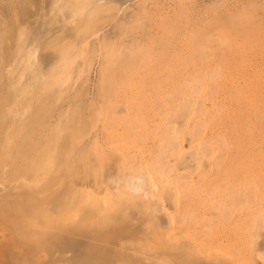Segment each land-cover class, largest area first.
<instances>
[{
    "label": "bare ground",
    "instance_id": "obj_1",
    "mask_svg": "<svg viewBox=\"0 0 264 264\" xmlns=\"http://www.w3.org/2000/svg\"><path fill=\"white\" fill-rule=\"evenodd\" d=\"M123 1H125V0H0V264H43V263H46L49 258H51V264H57V256H56L57 246L61 247L62 236L63 235L83 236L84 234L86 236H89L90 240L85 245V253H84V255H82L81 261L79 264H102V263L104 264L105 259H104L103 255H106L105 254L107 252L106 247H108L106 239H105L106 237L104 236V235H107V234H105L106 230L110 227L121 225L125 220H127V213H129V212L131 213V210L132 211L133 210H140L147 217V218L146 217L145 218L148 219V220H146V222L148 221V223L153 219V217L155 218L157 216V214H159V212L162 211L165 214H167L166 215V216H168L167 219L168 220L170 219L171 224L173 226V224H175V222H174L175 220L173 219V217L176 215H173V217H172V214H170V212L168 211V209L165 205V202L168 200H171L172 202H174V204H173L174 209L178 210L180 213H186L187 214V213L192 212L193 215L196 214V219H197L196 221L193 220V222H192V220H190L189 224H186V223H184L185 221L184 222L182 221L181 224L179 223L178 227L177 226L173 227V228L171 227L172 230L176 234H179V233H182V235L191 234L193 236H191V235H189V236L194 237V238L197 237L196 240H193L194 238L191 239L194 242L192 244L194 248H197V247L201 248L202 247V246L200 247L199 244L202 245L203 243L197 242V241H200V240H198V234H199L198 232H202L199 229L200 228L199 224L200 225L203 224V221L207 219V217H208L207 215H209L208 214L209 211L213 212L211 214L213 216H211V218L209 216V218L212 220H213V218H216L217 215L222 216L223 213L226 211L225 210L224 212H222V209H221L222 214L220 213L221 215H219V211H220L219 207H221V206L219 205L220 203L217 202V199L222 201L221 202V203H223L222 205H224V203H227V202L234 205V203H231L232 201L237 202L238 201L237 199L243 200L242 206L239 205L240 201H238V203H237L239 205V207L242 210L244 208L243 211L246 212L245 213L246 215L243 214L245 216V217L243 216V218H246L248 221L250 220L251 226H252V222H254L255 220L256 221L258 220V223H259V220L260 221L263 220V222H264V205L260 204V201H257L258 199L253 200V199H256L258 196L261 198L262 195L260 193L264 194V192L261 191L262 187L260 189V186H262L264 184V165H263L264 159L261 157V161L263 160V162H262L263 164L260 163L261 166L263 165L262 166L263 168L261 169L262 172H261V170L260 171L258 170V172H260V173L257 172L259 175L255 174V172H252L253 171L252 168H254L255 166L252 167V165H256L257 162L254 161L256 159L255 156L252 157L253 154H250L254 150L251 149L250 145H248L247 147L240 145L239 148H237L238 144L233 143L234 140L231 141L230 137L227 136V135L231 134L232 131L230 132V130L232 129L233 126L235 127V124L232 125V127H229V129L231 128L230 130H228V126H227L228 131L226 130V127H225V129H224V131L226 130L225 133H227V132L230 133V134L227 133L225 135L224 134L222 135V133H221L223 131V129H221L222 131L218 130L219 128H217V127H219V125H214L215 123L211 124V123H213V121L211 122V120L215 119L214 115L215 116L220 115V113H229L228 115H230V117H232L230 119H232V121H234L235 123L239 122V120L242 121L243 118L246 119V121H249V123L245 122L246 125H248V124L250 125L249 129L252 126V123H254V121L251 122L250 120H247L248 117L245 118L244 115H240V112H241V114H243L242 109H240L241 111L239 113L236 112L237 110L234 111V110H230V109L227 112V108H228L227 96H223L221 94L219 96L214 95V97L216 96L215 100L213 98H212V100L207 98V95H209V94H207V92H208V90L210 91V89H211L210 88V82L208 80L213 79L214 82H216V83L220 82L219 84L222 85V82H221L222 80L220 79V75H219L221 73H219L218 74L219 76H217V77H219V79L221 81L218 80V78L216 77L215 74H214L215 77L214 76L210 77L212 75V73H208V70H210L209 69L210 65H205L202 67H200L199 65H196V66L192 67V68H194V70L191 68L192 71L191 70L190 71L192 73L187 72V73H176L175 74V72H174L175 75H172V77H170V78L168 77L170 79V81H168L169 84L171 83V85H172L173 83H175L172 85L173 86L172 90L174 88H176V87H174V85H176V82H179L180 80H182L181 82L184 81L183 84L181 82H179L182 84V85H179V88L182 89L180 91H183L180 93H184V94L183 95L180 94V95H182V98H181L182 106L180 108L181 111H179L180 114L178 115L179 117H181V119L183 121V122H181L184 124L183 130H181V126H179V124L173 123V121L167 120V116H168L167 114L168 113L167 114L166 113L159 114V117H157L158 119L153 121V122H150V120H148V122H149V124H148L145 122L146 120L144 121V118H143L144 115L142 117L143 113L139 109L138 106L132 105L131 106L132 108H131L129 105H127L130 108V109H128L129 112L131 109L133 112V106H134V108L136 107V111L135 110L134 111L137 112V117H136V120H134V122H133V124H134L136 121V125L134 124L136 126V128L135 129L132 128L136 132H134L132 129H130L131 124L129 125L130 127L127 125L129 128L126 126L129 119L127 121L123 117H125L127 115L125 114L123 116L121 114L122 116L121 115H120L121 117L118 116L119 119H116V120H119V122H120V120H121L120 118H122L123 121L122 120L121 121L123 123L125 121H127V122H125L126 124H123V126L125 125V128L126 129L128 128L129 130H126L125 128H122V129L120 128V130L124 129L126 138H125L124 142H123L124 139L122 140V143L119 140H118V142L121 143L122 148H124L125 147L124 145H126V144H128V145L131 144L132 145L131 147L133 149H136V150H134V152L131 153L132 155L130 154L131 151L127 150L122 155V157L119 155L120 156V158L118 159L119 161L112 162L111 164H109L108 167L105 166L107 168L106 169L107 173L111 174V172H113V173H114V171L116 172L115 174L110 176V178H109V176L108 177L105 176V178H104L103 177L104 175L103 176L98 175L99 173H97V170L99 168L98 169L95 168L96 170H94V168H93L94 166L91 167L92 161H90L88 159V155H89L88 153H90L92 149H96V151H98L97 150L98 147L101 150V153L104 152V154H105V150L103 151V149L106 146L105 145L106 144L105 143L106 142V135H107L106 132L109 131L108 133L110 135L112 134V132H110L111 130L107 129L108 125L106 127H104L105 125H103L101 128V130L104 131V137L100 136V139H99V137L97 135L95 140L94 141L92 140L94 142V144L91 141L92 142L91 145H89L88 142H84L83 135H85V134L82 131L79 132L80 137L78 139H77L78 136L76 138H74V136L76 135V132H75L74 128H71L72 126H70L68 128V130H70V131L67 133L63 132V131H58L57 121L62 116H64L63 117L64 120L66 117L64 115L65 112H64V114L62 111L57 113L58 110L60 109V108L59 109L57 108V103L61 101L62 94H63V92H61V91L57 93V90L60 89L59 87L62 85L63 81L64 82L68 81V83H70L69 82L70 79L72 77H74V74H73L74 71H75L74 73L77 74L76 76H81V75H83L85 70L87 71V69L91 66V62H92L88 57L89 54H91L92 52L99 53L97 51L104 52V53H102V56H100L101 60H102V58H104V60H103L104 63H102V64H104L103 65L104 68H102V71H101V68H99L101 71L100 73H102L101 74V80H100L101 82L103 81V79L105 80V78H103V77H105L104 76L105 73H109V74L112 73V76H113V73H127L128 74L129 71H132L129 68L133 67V64L139 58L137 55H141L140 53L139 54L133 53L132 55L128 56L127 59H123L124 61L120 62L118 65H114L112 67L107 66L108 68L105 66V65H107V63H105V60H106L105 46H106V44H109V42L113 43V41H118L119 46L117 45L118 46L117 50H119V52H120L121 46L122 45H123V47L126 46L127 42H131L132 44H135L137 42L142 41L143 39L146 40L144 37V35H146V33L145 34L142 33V34H144L143 39L139 40V38L140 37L142 38V36L135 34L129 38L126 34H128L130 31L128 33H126L125 30H123V31L120 30V33H118V34L116 32H112L113 34L111 36H109L107 34L108 37H107V35H104L103 38H101L102 36L99 37L100 34L98 35L97 33H95L98 35L99 45L97 46V48L91 47L92 49L90 52H89V50H87L88 46L91 45L90 43L92 42V41L90 42V38L93 37L92 36L93 33L91 32L92 25L97 20H100V18L102 19L103 16L105 17V15H108V13H111V12L114 13L115 12V17H114L115 21L114 20L113 21L116 24V27H115L116 30H118L117 28L119 26L121 28H123L124 25L127 26L129 24V23L127 24L125 20L121 21V20H118V18H117L119 16V19H120V15L123 12V11L121 12V10L123 9L122 8ZM139 1H137V2H139ZM127 2H125V3H127ZM144 3H143V5H144ZM130 4L132 6V2ZM150 4H149V7H150ZM253 5H251V6H253ZM46 8L50 9L49 15L53 18V19H50L51 17L50 18L46 17L47 19L51 20L49 22H47L48 20L46 21V18L44 16V12H43V10H45ZM128 8H130V7H128ZM217 8H219V7H217ZM247 8H249V7H247ZM120 12H121V14H119ZM236 12H237V10H236ZM183 13H184V11H183ZM57 14H61L62 17L65 18V19H63V23L65 26H70V28H69V30L65 31L67 33L56 36L53 39L51 38L50 41H48L46 43L43 41V37L40 35V32H39V29H40L39 26H41V25H39V26L37 25L34 27V23L38 24L39 22L40 23L42 22V24L44 26L49 25L53 20L56 19ZM126 14H128V13H126ZM186 14H187V12H186ZM47 15H48V13H47ZM139 15H141V14L139 13ZM137 16H138V14H137ZM227 16H228V14H227ZM211 17H214V16H211ZM124 18L126 19L125 16H124ZM124 18H122V19H124ZM214 18L217 19V17H214ZM31 19H34V21H32ZM221 19H223V18L221 17ZM116 20H118L117 23H116ZM128 20H132V22L137 21L136 14L132 13V16L129 17ZM223 21L220 20V23L222 22V24H223ZM129 22L131 23V21H129ZM200 22H202V21H200ZM230 22H232V21H230ZM230 22H229V24H230ZM197 23H199V22H197ZM233 23H235V22H233ZM236 23H237V20H236ZM179 24H180V22H179ZM213 24H214V22H213ZM215 24H216V22H215ZM217 24H219V23H217ZM229 24H228V26H229ZM200 25H202V24H200ZM224 26L226 27V25H224ZM36 27H39V28L37 29ZM176 27H178V25ZM191 27H193V26H191ZM222 27H223V25H222ZM34 28H36V29H34ZM183 28H184V25H183ZM123 29H125V28H123ZM198 29H197V31H198ZM255 29H256V27H255ZM104 30H101V31H104ZM187 30H189V29H187ZM260 30H262V29H260ZM106 31H107V29H106ZM252 31H253V29H252ZM104 32H102V33L104 34ZM150 32L147 31V33L150 34L149 37L152 36V34ZM215 32H217V30ZM220 32H222V30ZM233 32L234 31H232V33ZM248 32H250V31H248ZM227 33H228V31H227ZM155 34H156L155 37H159V35L157 36V33H155ZM202 34L200 33L201 36H202ZM204 34H206V33H204ZM223 34H224V32H222L220 35L222 36ZM48 35H49V33H48ZM258 35H260V34H258ZM163 36H164V32L162 34V38H163ZM149 37L147 36V38H149ZM79 38H80V40H79L80 43L77 40ZM151 38H153V40H154L155 39L154 35ZM168 38H170V37H168ZM213 38H215V37H213ZM148 40L151 41L150 38L147 39V41ZM231 40L232 39H230V42H232ZM235 40H237V38ZM123 41H126V43L121 44V42L123 43ZM225 41H226V39H225ZM227 41H228V39H227ZM256 41H259V40H256ZM261 41H263V40H261ZM236 42H238V41H236ZM253 42H251V43H253ZM197 45L199 46V43ZM206 45H208V44H206ZM241 45H243V44H241ZM218 47H219V45H218ZM241 47H243V46H241ZM237 48H239V47L237 46ZM247 49H248V47H247ZM250 49H251V47H250ZM179 50H181V49L179 48ZM206 51H208V50L206 49ZM255 51L256 50H254V52ZM43 52L48 53L46 55L48 58L46 60V65H48V68L45 67V63L43 61V57H42ZM176 52H178V51H176ZM196 53H198V52H196ZM240 53H242V52H240ZM253 54L255 55L256 53H253ZM171 55L172 54H170V56ZM179 55H180V53H179ZM193 55H194V52H193ZM195 55L198 56V54H195ZM236 55H238V54L236 53ZM234 56H235V54H234ZM177 57H180V56H177ZM218 57H220V56H218ZM223 57H224V55H223ZM247 57H246V59H248ZM79 59L84 60V62L79 63V61H78ZM198 59H199V57H198ZM207 59H210V56H209V58L207 57ZM225 59H227V58H225ZM229 59L230 58H228V60ZM254 59H256V58H254ZM254 59H252V60H254ZM190 60H191V58H190ZM186 61H187V59H186ZM192 61L195 62V60H192ZM208 61H210V60H208ZM208 61L206 63H209ZM180 63H182V62H180ZM102 64H101V66H102ZM177 65H179V64H177ZM213 65H214V63H213ZM229 66H230V64H229ZM180 67H183V66H180ZM217 67H220V65ZM198 68H199V71L202 70V72L205 71L206 73L205 72L204 73H198ZM211 68L214 69V66H212ZM221 68L222 67L217 68V69H219V71H221L222 70ZM225 68H228V67L225 66ZM83 70H84V72H83ZM88 71H89V69H88ZM88 71L86 72L87 74H88ZM168 71L172 72V69L170 71V68H169ZM261 71H263V70H261ZM169 74L170 73H168L167 75H169ZM172 74H173V72H172ZM223 74H224V72H223ZM259 74H260V72H259ZM110 75H109V78H110ZM243 75H245V74H243ZM107 76L108 75L106 74V77ZM209 77H210V79H208ZM227 77H229V76H227ZM250 77H252V76H250ZM255 77H258V76L256 75ZM255 77L252 78V80L255 79ZM113 78L114 77H112V79H107L108 80L107 82H109L110 80L111 81L113 80L112 82H114V80H116V78H114V79ZM131 78H133L135 80L136 77L134 75ZM175 79H176V82L175 81L173 82V80H175ZM234 79H235V77H234ZM244 79H246V80H244ZM244 79H243L244 86H242L243 85L242 84L241 88L239 90L240 94L236 93V91L238 92V90H235V88H234V90H232L233 93L231 91L228 92L229 90L226 91L227 93H230V94L232 93L230 95V97H232V100L235 101V102H232V101H229V102L237 104V107H236L237 109H239L238 107H240V106L241 107L246 106L245 108H248V109L250 108V110L253 111L252 114H255V117L257 116V118H259L262 114V113L260 114L259 112L263 111V113H264V105L262 107V110L259 111V109H261V107L260 108L257 107L255 105V103L257 104V102L258 101L260 102V100H261L260 98H258L260 96L259 95V88L263 86L264 82L260 81V80L258 81V79H255V81H258V84H255L256 82L253 84L252 83L253 81L251 82L250 78L246 77ZM249 79H250V81H249ZM72 80H73V78L71 79V81ZM224 81H226V80H224ZM229 82H232L233 87H234V85H237V88L239 87L238 84H236L237 82L235 80L231 81V79H230ZM259 82H263V84H261L262 86L259 85L260 84ZM142 83H143V80H142ZM213 83H212V85H214V84L216 85V83H214V84ZM226 83L227 82H225L224 84H226ZM138 84H140V83H138ZM185 84H187V85H185ZM221 85H219V86H221ZM137 86H139V85H137ZM217 86H218V84H217ZM101 88H102V86H101ZM135 88H136L135 90L138 91L137 87H135ZM215 88H217V87H215ZM262 89H261V91H262ZM172 90L170 88V90H169L170 92L168 93V96L170 98L167 96L168 97L166 99L167 103L165 102V104L162 105L163 110H164V107H166L165 108V110H166L167 107L170 106L169 103H171L173 101L172 98L174 97L173 94L176 91V89L173 91ZM141 91H138V92H141ZM211 91H212V89H211ZM211 91H210V93H211ZM215 91L216 90L214 89L213 92L216 94ZM234 91H235V94H234ZM217 92H219L218 89H217ZM220 93H222V92H220ZM262 93H264V92H262ZM262 93H260V94L262 95ZM199 94H200V96H199ZM201 94H203V96ZM236 94H239V96H237ZM256 94H258L259 96ZM227 95H229V94H227ZM211 96H212V93H211ZM255 96L256 97L258 96L257 99ZM208 97H210V96H208ZM256 100H257V102H256ZM263 103L264 102H262V104ZM126 104L124 107H126ZM174 104L176 105L177 103H174ZM210 104H211V107H210ZM258 106H260V105H258ZM124 107H123V109H124ZM173 108H175V107H173ZM103 109L101 108V111H104ZM106 109L109 110V108H106ZM144 109H142V110L144 111ZM156 109H158V108H156ZM168 109H169V107H168ZM121 110H122V108H121ZM138 110L141 111V115H140V111H138ZM163 110H161V111H163ZM125 111H126V109H125ZM153 111H154V113H156L155 110H153ZM157 111H159V110H157ZM167 111H169V110H167ZM247 111H249V110H247ZM108 112H110V111H108ZM127 112L128 111H126V113ZM129 112L127 114H129ZM117 113H119V112H117ZM158 113H157V115H158ZM174 113H176V112H174ZM112 114L113 113L111 112L110 115H112ZM147 114H148V112H147ZM147 114H146V116H147ZM258 114H260V116H258ZM135 115H136V113L133 115V117ZM151 115H152V113H151ZM223 115H225V114H223ZM223 115H222V117L219 116L220 120H222L221 118H223ZM129 116H131V115H129ZM156 116L153 115V117H155V118H156ZM175 116H177V115L175 114ZM148 117H150V116H148ZM252 117H254V116H252ZM115 118H117V116H115V117L113 116V119H115ZM127 118H128V116H127ZM257 118L255 120H258ZM81 119H82V117H81ZM217 119H218V117L216 118V120ZM224 119H225V117H224ZM224 119L222 121H224ZM64 120H62V121H64ZM220 120H219V124L222 122V121L220 122ZM226 120H228V119H226ZM252 120H254V119H252ZM108 121H110V120H108ZM130 121H133V120H130ZM256 122H255V125H256ZM222 123H221V126H224V124H226L224 122V124L222 125ZM228 123H229V121H228ZM62 124H64V123H62ZM108 124H110V123H108ZM113 124H115V123H113ZM147 124H148V127L150 126L149 128L151 130H148V131H150L149 134L152 136V139L148 138V136L147 137L144 136L145 134H142V129L145 128V126ZM240 124H242V123H240ZM243 125L244 124H242L241 126H243ZM62 126H61V128H62ZM110 126H111V124L109 125V127ZM120 126L123 127L122 125H120ZM229 126H231V125H229ZM59 127H60V125H59ZM234 127H233V130H234ZM239 127H240V125H239ZM242 128L245 129L246 127H242ZM252 128H253V126H252ZM244 129H241V130H244ZM246 129H248V128H246ZM186 130L188 133L187 132H185V133L190 135L189 136L190 137L189 147H190V152H191L190 154H192V156L190 155L191 159L187 160V162L184 161V160H186L185 158H184V160H181L184 164H181L180 166L184 165L186 168L185 164H187L188 162H195L196 163V170L198 171L197 173L199 174L198 180H196V181H194L193 178L191 177V175H192L191 173L190 174L188 172H187L188 174L186 173L185 168H182L184 166L181 167L184 170H181L179 168L180 166H179V164H177V160L174 161V162H176V164L175 163L173 164L171 161V159H175V157L177 155L181 154V152H183L182 150H184V152H185V149H183V147H184L183 146V140H184V136H185L184 131H186ZM251 130H249V132ZM254 130H256V133L260 132V130H258V127ZM114 131H115V129H114ZM128 131H131V133H129ZM132 131L134 134H132ZM182 131H183V133H182ZM236 131H238V130L236 129ZM120 132L122 133L123 131H120ZM245 132H247V131H245ZM249 132L247 133L248 135H249ZM105 133H106V135H105ZM233 133H234V131H233ZM236 133H237V135H240L239 134L240 131L235 132L234 134H236ZM87 134H89V133H87ZM251 134L253 135V133H251ZM123 135H124V133L121 136L119 132H117V133L113 132V134L111 135L112 136L111 138L112 139L117 138L118 136L123 137ZM257 135L258 136H255V137H259V134H257ZM87 136L88 135H86L85 137H87ZM233 137H235V136H233ZM244 137L246 138V135ZM260 137L263 138V135L261 134ZM137 138L140 140L139 143H138ZM252 138H254V137H252ZM236 139L237 138L235 137V140ZM238 139H239V141H238ZM238 139H237L238 143L243 144V142H240V137ZM254 139H256V138H254ZM248 140L246 139L247 143L249 142ZM241 141H243V140H241ZM259 141H260V139H259ZM261 141H263V139ZM255 142H257V141H255ZM108 143L109 142H107V144ZM251 145H252V143H251ZM94 146H96V148H94ZM241 146H243L244 148ZM253 146L254 145H252V147ZM121 147H120V149H121ZM233 148H236V150L237 149L240 150L242 148V150H241L242 153L240 151V154L242 156H244V158H245L244 160L243 159L242 160H243V163H245L243 165V167H244V170L246 171L245 172L246 176L244 178L241 177V179H239V178L237 179L238 175L241 173L242 170L238 171L239 174H236L237 177H236V175H235V177H236L237 181H239V182L233 183V184H232V180H231L232 176L229 177L230 183L229 182L228 183L231 184L230 187L228 186L229 184L227 186L225 184L224 186L222 185V187L218 188L219 186L217 184L219 181H217L216 182L217 184H215V179H212L213 181L211 182V184L209 182H207L206 181L207 178L205 177L206 173L202 169L205 174H203V173H202L203 175L201 174L200 165H202L203 162L208 161L210 163L209 166H211L213 168L216 165L215 162L219 166L220 163H223L224 161L227 160L226 159L227 156H224V155L228 151H230V153H231L232 152L231 150ZM256 148H257V146L255 147V151H257V153H258V150H260V148L258 147V150H256ZM126 149H129V148H126ZM126 149H123V150L125 151ZM109 153H113V152H109ZM230 153H229V155H230ZM257 153H255V155ZM98 154H100V153L98 152ZM240 154H237V156H239V160H241ZM100 155H102V154H100ZM226 155H228V154H226ZM231 155H233V154H231ZM113 156L114 155H112V157ZM100 157L102 158L103 156H100ZM104 157H105V155H104ZM259 157L260 156H257V158H259ZM115 158H118V157H115ZM223 158L225 159L224 161H223ZM232 158H233V156H232ZM176 159H177V157H176ZM178 159H180L179 156H178ZM97 160H98V158H97ZM228 160H227V162H228ZM232 161H234V160H232ZM236 161H238V160H236ZM227 162H225V163H227ZM238 162H236V165L238 164ZM78 163H81V166H82V167H80L81 173L77 172V170H76ZM211 164H215V165L212 166ZM258 164H259V162H258ZM103 165H104V163H103ZM220 165L223 167L222 164H220ZM227 165H230V164H227ZM239 165H240V163H239ZM239 165H237V166H239ZM131 166H136L133 169L136 173H132V171H128L127 167L132 168ZM218 166H215L217 168V170L220 169V167H221V166H219V167ZM234 167L232 166L231 168L233 169ZM239 167H241V165ZM243 167H241V168L243 169ZM135 168H137V170ZM216 168H214V169H216ZM235 168H237V167H235ZM241 168H239V170ZM221 169H222V172L221 171L220 172L223 173L224 169L223 168H221ZM228 169H230V168H228ZM230 170H228V171H230ZM237 170H236V172H237ZM244 170L242 171V174L244 173ZM231 171H233V170H231ZM214 172H213V174H214ZM224 172L226 173V171H224ZM103 173L104 172L102 171V174ZM197 173H195V174H197ZM116 174H118L117 176L119 178L114 177V175H116ZM208 174H210V172H208ZM224 174H222V177H224L225 179L224 178L221 179V176L219 177V179H221V181L224 180L226 183L227 182L226 180L228 178H226L227 175H224ZM218 175H221V174H218ZM215 176H213V177H215ZM240 176H241V174H240ZM113 177H114V179H113ZM204 177L206 178V180L204 179ZM217 177H215V178L218 179ZM235 177H233V178H235ZM209 179L211 180L210 177H209ZM233 180H235V179H233ZM215 185H217L218 187L217 186L215 187ZM219 185H221V184H219ZM225 186H226V188L223 189V187H225ZM92 187L95 189V191L91 190ZM216 188H218L219 190L221 189V191L222 192L224 191L225 193H222V194L216 193V195L218 194V196H214L215 191H217ZM227 188L231 190V192L229 191L231 193L230 196L232 195V192L236 196L232 195V198H230L229 192H226ZM259 191H260V193H259ZM263 191H264V185H263ZM256 192H258V194H260V195H257ZM226 193H228V194H226ZM256 195H257V197H256ZM179 196H184L187 199V200H184L186 203H184V202L182 203L181 201H182L183 197L180 198ZM231 199H233V200H231ZM263 199H264V197H263ZM263 199H262V203L264 202ZM252 200L254 202H252ZM230 204L228 206H232ZM237 204H235V205H237ZM175 206H176V208H175ZM224 206L226 207V205H224ZM225 207H224V209H225ZM237 207L235 206L236 211H234V213H236V214H238V212H239L238 211L239 207H238V209H237ZM235 208H234V210H235ZM241 209H240V211H241ZM232 210L233 209L229 210V213H230V211L233 213ZM141 212L139 214H142ZM173 212H174V214L176 213V214L180 215V213H177L175 210ZM241 213L242 212H240V214H239V219L234 215L237 218V220L239 221L238 222L235 219L236 223L237 222L240 223V220L242 219V217L240 216ZM181 217H183V216L181 215ZM222 217H225V216L223 215ZM235 217H230V218H235ZM174 218H176V217H174ZM178 218H179V216H178ZM227 218H226V220L228 221L229 218L228 219ZM182 219H184V218H182ZM189 219H191V218H189ZM215 220H213L212 223L213 222H215V224L219 223ZM245 220L243 221V223H245ZM144 221H145V219H144ZM229 221H232V220H229ZM172 222H174V223H172ZM186 222H188V221H186ZM140 223L143 224L142 222H140ZM204 223H205V221H204ZM232 223L234 224V222H232ZM248 223L249 222H247V225H249ZM209 224H210V222H209ZM189 225L192 229H190V227H188ZM207 226H209V225H206V228H205L206 230L208 229ZM212 226H213V224L211 225V227ZM229 226H227V227H229ZM242 226H244V225H240V227H242ZM128 227H130V226H128ZM236 227H237V225H235V228ZM120 228L122 229V227H120ZM239 228H237V230ZM216 229L214 230V228L213 229L211 228L209 235H207L208 236L207 238H209V243H208L209 245L212 242L218 241L217 233L220 230L216 232ZM241 230L245 231L244 229H241ZM255 230H257V229H255ZM176 231H178L179 233H177ZM207 231H209V229ZM235 231H236V229H235ZM235 231L233 232V230H232V234L234 235V237L236 235ZM249 231L250 232L247 233V235H248V237L251 238V236H252L251 232L253 230L250 229ZM204 232L205 231H203V235H205V233H206V232L205 233ZM222 232H223V230H222ZM247 232H248V230H247ZM171 233H169V234H171ZM175 233H172V234L175 235ZM206 234H208V232ZM244 234L245 233L242 232L240 235V232H239V234L237 235V238H238L237 240H239V237L243 236ZM195 235H196V237H195ZM247 235L245 234L244 236H247ZM109 236L112 237V235H109ZM169 237H170V235H169ZM230 237L232 238L233 236L231 235ZM248 237H246V238L248 239ZM121 238H122V235L118 234L117 239L116 240L113 239V240L117 241L116 243L119 245V247L123 248L125 243H123ZM246 238H244V239H246ZM172 239H174V238H172ZM177 239L175 238L174 240L170 241L169 243H162L161 248H157L156 250H154L153 251L154 254L151 253L150 255L145 256L144 261L147 264H190L189 263L190 260H194V261H196V263H198L197 258H193V256H194L192 253L193 251L190 249V247L188 245H183V244L178 243ZM234 240H236V237L234 238ZM107 241H108V239H107ZM110 241H112V240H110ZM189 241H190V239H189ZM244 241L242 239L241 244H242V242L244 243ZM186 242H187V240H186ZM204 242L206 245L205 244H203V245H205L207 247V249L209 247L211 248V245L210 246L208 245L209 247L207 246L208 239L206 241L204 240ZM247 243L248 242H246V244ZM214 244H216V243H214ZM217 244H218V242H217ZM233 244H235V243H233ZM249 244H251V243H249ZM212 246L215 249H217L216 247H218V246H214L213 244H212ZM249 246H251V245H249ZM249 246H248V248H249ZM214 248H211L212 251L214 250ZM221 248H222V246H221ZM248 248H245V249L247 250ZM251 248H252V246H251ZM202 249L204 251V246ZM237 249H236V251H237ZM243 249L244 248H242V250ZM249 250H250V248H249ZM113 251L112 252L110 251V252L113 253ZM117 251H115V253ZM215 251L216 250H214V252ZM132 252H135V251H132ZM126 253H128V252H126ZM155 253H158V254H155ZM203 253H202V255H205ZM209 254L211 255V253H209ZM116 255H117V253H116ZM214 255L217 256V253ZM232 257H234V256H232ZM105 258H106V264L110 263V259L107 257H105ZM122 258H123L122 256L119 257V259H117L116 262L118 264H123L124 261ZM205 258H208V256ZM209 258L211 259V257H209ZM214 258H213V261L215 263L221 264V262H219L218 258H215V259ZM263 258H264V256H263ZM130 259L131 258H129V260ZM246 259H247V257H245L243 260L245 261ZM230 261L231 260H229V262ZM233 261L235 262L236 260H233ZM247 261H248V259H247ZM113 262L115 263V261H113ZM130 262H131V260H130ZM132 262H133L132 264H135L136 261L135 262L132 261ZM241 262H242V259H241ZM138 263H139V261H138ZM140 263H143V262H140ZM215 263H213V264H215ZM124 264H126V263H124Z\"/></svg>",
    "mask_w": 264,
    "mask_h": 264
},
{
    "label": "rangeland",
    "instance_id": "obj_2",
    "mask_svg": "<svg viewBox=\"0 0 264 264\" xmlns=\"http://www.w3.org/2000/svg\"><path fill=\"white\" fill-rule=\"evenodd\" d=\"M128 1V2H127ZM137 1H139V0H125V1H123V4H122V10H121V12H122V14H121V12L119 13V14H121L120 15V19H119V16L117 17L118 18V20H125L126 21V23L128 24L127 26L126 25H124L123 26V28H125V29H123V28H121L120 26L117 28L118 30H116V24H115V20H114V17H115V12L113 13V12H111V13H108V15H105V17L103 16L102 17V19L100 18V20H97L93 25H92V28H91V32L93 33L92 34V36L93 37H91L90 38V44L91 45H89L88 46V49L87 50H89V52L91 51V49L92 48H94V47H96L97 48V46L99 45V38H98V35L100 34V36L99 37H101V38H103V36L104 35H109V36H111L113 33L112 32H116L117 34L118 33H120V30H125V32L126 33H128L129 31V33L128 34H126L129 38L131 37V36H133V35H135V34H137V35H139V36H142V38L140 39L139 38V40H142L143 39V35L146 33V35L148 34L147 33V31H151L150 33L152 34V36L151 37H153V35H154V40H153V38H151V37H149L150 36V34H148L147 36L150 38V40L151 41H147V39H149V38H147V36L146 35H144V37H145V39L146 40H142V41H140V42H137V43H135V44H132L131 42H127V47L126 46H124L123 47V45L121 46V51L119 52V50H117L118 49V46H119V42L118 41H113V43L115 44H113V43H111V42H109V44H106V46H105V49H106V60H105V63H107V65H105L106 67L108 66V67H112V66H114V65H118L120 62H123L124 60L123 59H127L128 58V56H130V55H132L133 53H137V54H141V55H137L139 58L137 59V61L133 64V67H131V68H129V69H131L132 71H129V73L127 74V73H113V76H112V73H105L104 74V76L105 77H103V78H105V80L103 79V81L101 82L100 80H101V74L102 73H100L101 71H102V68H104V64H102V63H104V58H102V60L100 59L101 57L100 56H102V53H104V52H101V51H97V52H99V53H96V52H92L91 54H89V59L92 61L91 62V66L88 68L89 69V71H88V69H87V71H88V74L86 73L87 71L85 70V72H84V70H83V75H81V76H76L77 74L76 73H74L73 72V74H74V77H72L73 78V80L71 81V79H70V83H68V81L67 82H64L63 81V83H62V85L59 87L60 89H58L57 90V93L58 92H63V94H62V99H61V101L60 102H58L57 103V108L59 109L58 110V112L57 113H59L60 111H62L63 112V114H64V112H65V120H64V116H62L58 121H57V129H58V131H63V132H69L70 130H68V128L70 127V126H72L71 128H74L75 129V132H76V135L74 136V138H76L77 136V139L80 137L79 136V132L80 131H82V132H84V134L85 135H83V140H84V142H88V144L89 145H91V143L95 140V138H96V136L98 135V137H99V139H100V136L102 137H104V131H102L101 130V128H102V126L103 125H105L104 127H106L107 125H108V127H107V129L108 130H111L110 132H112V134H113V132H115V133H117V132H119L120 133V135L122 136V134L124 133V135H123V137H121V136H118L117 138H111L112 136V134L110 135L108 132H106L107 133V135H106V133H105V135H106V146L104 147V149H103V151L105 150V154H104V152L103 153H101V150L99 149V147L97 148V150L98 151H96V149H92L91 150V152L90 153H88L89 155H88V159L90 160V161H92V164H91V167L92 166H94L93 168H94V170H96L95 168H99L98 170H97V173H99L98 175H100V176H103L104 178H105V176L106 177H108L109 176V178H110V176H112L113 174H115L116 172L114 171V173L113 172H111V174L110 173H107L106 172V167H108L109 166V164H111L112 162H117V161H119L118 159L120 158V156L122 157V155L127 151V150H129V151H131L130 152V154L132 153V152H134V150H136V149H133L131 146V144L130 145H128V144H126V145H124L126 148H129V149H126L125 147L124 148H122L121 147V143H122V140H123V142L125 141V131H124V129L123 130H120V128L122 129V128H125V125L123 126V124H126L125 122H127L128 121V119H129V121H128V123L126 124V126L128 125H130L129 127H130V129H132V128H136V121H135V125L133 124V122H134V120H136V117H137V112H135L136 111V107L134 108V106H133V112H132V109L130 110V112H129V110L128 109H130L127 105H129L130 107L132 106V105H136V106H138L139 107V109L142 111V117H143V115H144V121L146 122V123H148L149 124V122H148V120H150V122H153V121H155V120H157L158 118L157 117H159V114H162V113H168L167 115V120H170V121H173V123H177V124H179V126H181V130H183L184 129V127H183V123H181V122H183L182 121V119H181V117H179L178 115L180 114L179 113V111H181L180 110V108H181V106H182V103H181V98H182V95L184 94V93H180V92H183V91H180V90H182L181 88H179V85H182L183 84V82H181L182 80H180L179 82H181V83H179V82H176V79L175 80H173V82L175 81L176 82V85H174V87H176V88H174L173 90H175L176 89V91L174 92V94H173V98H172V102L171 103H169V105L170 106H168L169 107V109H168V107H167V109L165 110V108L166 107H164V110H163V107H162V105H164L165 104V102L167 103V101H166V99L169 97L168 96V93L170 92L169 90H170V88H171V90H172V88H173V84H175V83H173L172 85H171V83L169 84V82L168 81H170V77H172V75H175L176 73H192L191 71H192V69L194 70V68H192L193 66H196V65H199L200 67H202V66H205V65H210V70H208V73H212V75L210 76V77H212V76H214L215 77V75H216V77L217 76H219L220 75V79L222 80H220L219 79V77H217L218 78V80L219 81H221L222 82V85L221 84H219V83H216V82H214L213 81V79H210V77L208 78V79H210V80H208L209 82H210V88L212 89V91H211V89H210V91H211V93H212V96H211V93H210V91L208 90V92H207V94H209V95H207V98H209L210 100H212V98L215 100L216 99V96H219L220 94L221 95H223V96H227V98H228V108H227V112L229 111V109L230 110H237L236 112L237 113H239L241 110L240 109H242V112H243V114H241V112H240V115H244V117L245 118H247V120H250L251 122L252 121H254V123H252V126H253V128H252V126L250 127V129H249V124L248 125H246V123L248 122L249 123V121H246V119H242V121L241 120H239V122H234V121H232V119H230V118H232V117H230V115H228L229 113H220V115H214V117H215V121L214 120H211V122L213 121V123H211V124H214V125H219V127H217V128H219L218 130H221V129H223V131L221 132L222 133V135L224 134H227V133H225L226 132V130H227V126H228V130H230L229 129V127H232V125H234L235 124V127H234V130H233V127H232V129L230 130V132H231V134L233 135V136H235L237 139L240 137V142H243V144H239L238 143V141H239V139H238V141H237V139L235 140V137H233L230 133H228V134H230V135H227L228 137H230V139H231V141H233V143H235V144H238L237 145V148H239V146L240 145H243L244 147L246 146H248V145H250L251 146V149L252 150H254V151H252L250 154H253L252 155V157L253 156H255V160L254 161H256L255 163H256V165H252V167H254V168H252V172H255V174H258V173H260V172H258V170L260 171L263 167V160L261 161V157L264 159V113H263V111H261L262 110V107H263V105H264V103L262 104V102H264V93H262V92H264V84H263V82H264V0H140L139 2H137ZM152 1V2H151ZM212 1V2H211ZM224 1V2H223ZM125 2H127V3H125ZM132 2V6H131V3ZM146 4H145V3ZM161 4H159V3ZM163 2V3H162ZM260 2V3H259ZM139 3V4H138ZM143 3H144V5H143ZM151 3V4H150ZM153 3V4H152ZM157 3V4H156ZM183 3V4H182ZM192 3V4H191ZM258 3V4H257ZM134 4V5H133ZM149 4H150V7H149ZM208 4V5H207ZM254 4V5H253ZM138 7H137V6ZM143 7H141V6ZM146 5V6H145ZM164 5V6H163ZM221 5V6H220ZM251 5H253V6H251ZM126 8H125V7ZM188 6V7H187ZM213 6V7H212ZM225 6V7H224ZM128 7H130V8H128ZM137 7V8H136ZM171 7V8H170ZM217 7H219V8H217ZM247 7H249V8H247ZM133 8V9H132ZM164 8V9H163ZM183 8V9H182ZM217 8V9H216ZM226 8V9H225ZM240 8V9H239ZM247 8V9H246ZM143 9V10H142ZM157 9V10H156ZM163 9V10H162ZM185 9V10H184ZM196 9V10H195ZM135 10V11H134ZM140 10V11H139ZM168 10V11H167ZM192 10V11H191ZM202 10V11H201ZM207 10V11H206ZM218 10V11H217ZM221 10V11H220ZM236 10H237V12H236ZM262 10V11H261ZM138 11V12H137ZM144 13H143V12ZM183 11H184V13H183ZM199 11V12H198ZM209 11V12H208ZM216 11V12H215ZM230 11V12H229ZM258 11V12H257ZM43 12H44V16H45V18L46 17H48V18H50L51 16L49 15L50 14V9L49 8H46L45 10H43ZM125 12V13H124ZM142 12V13H141ZM186 12H187V14H186ZM207 12V13H206ZM220 12V13H219ZM263 12V13H262ZM47 13H48V15H47ZM126 13H128V14H126ZM132 13L133 14H136V19H137V21H134V22H132V20H128L129 19V17H131L132 16ZM139 13L141 14V15H139ZM149 13V14H148ZM190 15H189V14ZM193 13V14H192ZM197 13V14H196ZM209 13V14H208ZM216 13V14H215ZM111 14V15H110ZM137 14H138V16H137ZM145 14V15H144ZM147 14V15H146ZM181 14V15H180ZM213 14V15H212ZM218 14V15H217ZM225 14V15H224ZM227 14H228V16H227ZM158 15V16H157ZM161 15V16H160ZM172 15V16H171ZM188 17H187V16ZM201 15V16H200ZM207 15V16H206ZM231 15V16H230ZM240 15V16H239ZM124 16L126 17V19L124 18ZM211 16H214V17H217V19L216 18H214V17H210ZM227 16V17H226ZM246 16V17H245ZM157 17V18H156ZM185 19H184V18ZM221 17L223 18V19H221ZM232 17V18H231ZM122 18H124V19H122ZM198 18V19H197ZM213 18V19H212ZM242 18V19H241ZM245 18V19H244ZM50 19H53L52 17L50 18ZM50 19H47L46 18V21L47 22H49V21H51ZM63 19H65V18H63L62 17V15L61 14H57V16H56V19L55 20H53L49 25H43L42 24V22L40 23H34V27L35 26H39V25H41V26H39L40 27V29H39V32H40V35L43 37V41L44 42H48V41H50V39L52 38H54V37H56V36H59V35H61V34H64V33H67V32H65V31H67V30H69V28H70V26H65L64 25V23H63ZM131 19V18H130ZM206 19V20H205ZM210 21H209V20ZM212 19V20H211ZM234 19V20H233ZM32 21H34V19H31ZM114 20V21H113ZM118 20H116V23H117V21ZM208 20V21H207ZM219 22H218V21ZM220 20H224L223 21V24H222V22L220 23ZM229 20V21H228ZM236 20H237V23H236ZM239 20V21H238ZM245 20V21H244ZM129 21H131V23L129 22ZM188 21V22H187ZM194 21V22H193ZM200 21H202V22H200ZM204 21V22H203ZM228 21V22H227ZM230 21H232V22H230ZM61 22V23H60ZM112 22V23H111ZM168 22V23H167ZM179 22H180V24H179ZM197 22H199V23H197ZM213 22H214V24H213ZM215 22H216V24H215ZM229 22H230V24H229ZM233 22H235V23H233ZM205 25H204V24ZM209 23V24H208ZM217 23H219V24H217ZM251 23V24H250ZM184 25V28H183V25ZM200 24H202V25H200ZM228 24H229V26H228ZM44 27H43V26ZM133 25V26H132ZM178 25V27H176ZM204 25V26H203ZM211 25V26H210ZM221 25V26H220ZM222 25H223V27H222ZM224 25H226V27L224 26ZM237 25V26H236ZM47 26V27H46ZM107 28H106V27ZM191 26H193V27H191ZM39 27H36L37 29L39 28ZM64 27V28H63ZM198 29V31H197V29ZM223 29H222V28ZM255 27H256V29H255ZM36 28H34V29H36ZM107 29V31H106V29ZM111 28V29H110ZM186 28V29H185ZM193 28V29H192ZM208 28V29H207ZM213 28V29H212ZM227 28V29H226ZM235 28V29H234ZM247 28V29H246ZM48 31H47V30ZM66 29V30H65ZM105 29V30H104ZM114 29V30H113ZM131 29V30H130ZM178 29V30H177ZM187 29H189V30H187ZM252 29H253V31H252ZM258 29V30H257ZM260 29H262V30H260ZM101 30H104V31H101ZM185 30V31H184ZM201 30V31H200ZM217 30V32H215ZM222 30V32H224V36L222 35H220L222 32H220V31ZM257 30V31H256ZM38 31V30H37ZM46 31V32H45ZM180 31V32H179ZM227 31H228V33H227ZM232 31H234L233 33H232ZM240 31V32H239ZM248 31H250V32H248ZM57 32V33H56ZM102 32H104V34L102 33ZM108 32V33H107ZM111 32V33H110ZM163 32H164V36H163V38H162V34H163ZM191 32V33H190ZM202 34V36L200 35V33ZM220 32V33H219ZM231 32V33H230ZM238 32V33H237ZM253 32V33H252ZM47 33V34H46ZM48 33H49V35H48ZM95 33H97V34H95ZM142 33H144V34H142ZM155 33H157V36L159 35V37H155L156 36V34ZM167 33V34H166ZM178 33V34H177ZM204 33H206V34H204ZM213 33V34H212ZM218 33V34H217ZM236 33V34H235ZM54 34V35H53ZM142 34V35H141ZM182 34V35H181ZM187 34V35H186ZM258 34H260V35H258ZM108 35H107V37H108ZM181 35V36H180ZM185 35V36H184ZM200 35V36H199ZM204 35V36H203ZM226 35V36H225ZM231 35V36H230ZM236 35V36H235ZM247 35V36H246ZM258 35V36H257ZM53 36V37H52ZM97 38H96V37ZM138 36V37H139ZM161 36V37H160ZM180 36V37H179ZM235 36V37H234ZM238 36V37H237ZM244 36V37H243ZM252 36V37H251ZM257 36V37H256ZM168 37H170V38H168ZM213 37H215V38H213ZM217 37V38H216ZM48 38V39H47ZM157 38V39H156ZM183 38V39H182ZM237 38V40H235ZM241 38V39H240ZM248 38V39H247ZM159 39V40H158ZM169 41H168V40ZM225 39H226V41H225ZM227 39H228V41H227ZM230 39H232L231 41L232 42H230ZM247 39V40H246ZM78 40V42H79V40H80V38L79 39H77ZM190 40V41H189ZM216 40V41H215ZM218 40V41H217ZM256 40H259V41H256ZM261 40H263V41H261ZM185 41V42H184ZM236 41H238V42H236ZM240 41V42H239ZM254 41V42H253ZM118 42V43H117ZM192 42V43H191ZM219 42V43H218ZM221 42V43H220ZM251 42H253V43H251ZM80 43V42H79ZM124 43H126V41H123V43L121 42V44H124ZM176 43V44H175ZM199 43V46L197 45ZM224 43V44H223ZM249 43V44H248ZM259 45H258V44ZM203 44V45H202ZM206 44H208V45H206ZM232 44V45H231ZM240 44V45H239ZM241 44H243V45H241ZM252 46H251V45ZM256 44V45H255ZM118 45V46H117ZM202 45V46H201ZM218 45H219V47H218ZM230 45V46H229ZM188 46V47H187ZM205 48H204V47ZM223 46V47H222ZM237 46L239 47V48H237ZM241 46H243V47H241ZM248 47V49H247V47ZM257 46V47H256ZM92 47V48H91ZM201 49H200V48ZM218 47V48H217ZM232 47V48H231ZM250 47H251V49H250ZM253 47V48H252ZM125 48V49H124ZM170 48V49H169ZM178 48V49H177ZM179 48L181 49V50H179ZM186 48V49H185ZM199 50H198V49ZM246 48V49H245ZM168 49V50H167ZM205 49V50H204ZM206 49L208 50V51H206ZM212 51H211V50ZM217 49V50H216ZM219 49V50H218ZM243 49V50H242ZM258 49V50H257ZM175 50V51H174ZM197 50V51H196ZM214 50V51H213ZM216 50V51H215ZM222 50V51H221ZM251 50V51H250ZM254 50H256L255 52H254ZM176 51H178V52H176ZM198 52V53H196V52ZM201 53H200V52ZM244 51V52H243ZM185 52V53H184ZM193 52H194V55H193ZM215 52V53H214ZM224 52V53H223ZM240 52H242V53H240ZM248 52V53H247ZM174 53V54H173ZM179 53H180V55H179ZM200 53V54H199ZM206 53V54H205ZM208 53V54H207ZM222 53V54H221ZM232 53V54H231ZM236 53L238 54V55H236ZM246 53V54H245ZM253 53H256L255 55L253 54ZM48 53H46V52H43V61H44V63H45V67L46 68H48V65H46V60L48 59L47 58V55ZM101 54V55H100ZM166 54V55H165ZM170 54H172L171 56H170ZM177 54V55H176ZM195 54H198V56L197 55H195ZM227 54V55H226ZM230 54V55H229ZM234 54H235V56H234ZM261 54V55H260ZM45 55V56H44ZM104 55V54H103ZM165 55V56H164ZM200 55V56H199ZM208 55V56H207ZM223 55H224V57H223ZM243 55V56H242ZM164 56V57H163ZM171 58H170V57ZM177 56H180V57H177ZM189 56V57H188ZM209 56H210V59H207V57L209 58ZM218 56H220V57H218ZM238 56V57H237ZM248 56V57H247ZM255 56V57H254ZM104 57V56H103ZM173 57V58H172ZM182 57V58H181ZM198 57H199V59H198ZM218 57V58H217ZM246 57L248 58V59H246ZM252 57V58H251ZM256 58V59H254V58ZM168 58V59H167ZM189 58V59H188ZM190 58H191V60H190ZM196 58V59H195ZM213 58V59H212ZM216 58V59H215ZM225 58H227V59H225ZM228 58H230L229 60H228ZM250 58V59H249ZM186 59H187V61H186ZM252 59H254V60H252ZM263 59V60H262ZM192 60H195V62L194 61H192ZM208 60H210V61H208L209 63H206ZM222 60V61H221ZM234 60V61H233ZM246 60V61H245ZM250 60V61H249ZM259 60V61H258ZM79 61V63H83L84 62V60H81V59H79L78 60ZM101 61V62H100ZM103 61V62H102ZM204 61V62H203ZM127 62V61H126ZM180 62H182V63H180ZM203 62V63H202ZM234 62V63H233ZM100 63V64H99ZM174 63V64H173ZM213 63H214V65H213ZM222 65H221V64ZM225 63V64H224ZM251 63V64H250ZM101 64H102V66H101ZM172 64V65H171ZM177 64H179V65H177ZM217 64V65H216ZM229 64H230V66H229ZM234 64V65H233ZM249 64V65H248ZM253 64V65H252ZM216 65V66H215ZM220 65V67H222L221 69L223 70H221V71H219V69H217V68H220V67H217V66H219ZM251 65V66H250ZM174 66V67H173ZM180 66H183V67H180ZM212 66H214V69L213 68H211ZM225 66L226 67H228V68H225ZM248 66V67H247ZM107 67V68H108ZM224 67V68H223ZM255 67V68H254ZM99 68H101V71H100V69ZM170 68V71H171V69H172V72H173V74H172V72H169L168 71V69ZM181 68V69H180ZM188 68V69H187ZM192 68V69H191ZM259 68V69H258ZM262 68V69H261ZM242 69V70H241ZM91 70V71H90ZM178 70V71H177ZM191 70V71H190ZM216 70V71H215ZM226 70V71H225ZM258 70V71H257ZM261 70H263V71H261ZM185 71V72H184ZM215 71V72H214ZM218 71V72H217ZM174 72H175V74H174ZM205 71H203L202 72V70L201 71H199V68H198V73H204ZM223 72H224V74H223ZM259 72H260V74H259ZM168 73H170L169 75H167ZM194 73V72H193ZM206 73V72H205ZM219 73H221V74H219ZM234 73V74H233ZM251 73V74H250ZM85 74V75H84ZM106 74L108 75L107 77H106ZM215 74V75H214ZM219 74V75H218ZM241 74V75H240ZM243 74H245V75H243ZM262 74V75H261ZM79 75V74H78ZM109 75H110V78H109ZM116 75V76H115ZM135 75V80L133 79V78H131L132 76H134ZM249 75V76H248ZM258 76V77H255V76ZM83 76V77H82ZM227 76H229V77H227ZM233 76V77H232ZM250 76H252V77H250ZM80 77V78H79ZM112 77H114V78H116V80H114V82H112L111 80V82L109 81V82H107L108 80L107 79H112ZM169 77V78H168ZM174 77V76H173ZM234 77H235V79H234ZM243 77V78H242ZM246 77H248V78H250L251 79V82L254 84L255 82V84H258V81L260 80V81H263V82H259L260 84V86H262L261 84H263V86L262 87H260L261 89H262V91H261V89L259 88V95L261 96H259L258 94H256V95H258L257 97L258 98H260L261 100H260V102L258 101L257 102V100H256V102H257V104L255 103V105L257 106V107H261V109H259V111H261V112H259L260 114H261V116H260V114H258V116H260L259 118H257V116L255 117V114H252L253 113V111L252 110H250V108L248 109V108H245V107H238L239 109H237L236 107H237V104H235V103H232V102H235L234 100H232V97H230V95L233 93L232 92V90H234V88H235V90H238V92L236 91V93H239V90H240V88H241V85L242 86H244V81H243V79L244 78H246ZM255 77V79H258V81H255V79H253L252 80V78H254ZM76 78V79H75ZM97 78V79H96ZM100 78V79H99ZM113 78V79H114ZM138 78V79H137ZM226 78V79H225ZM241 78V79H240ZM168 79V80H167ZM231 79V81L232 80H235L237 83L236 84H238V88H237V85H234V87H233V85H232V82H229V80ZM250 79H249V81H250ZM142 80H143V83H142ZM212 80V81H211ZM224 80H226V81H224ZM244 80H246V79H244ZM91 82V83H90ZM140 83V84H138V83ZM208 82V83H209ZM216 83V85L214 84V83ZM225 82H227L226 84H224ZM109 83V84H108ZM135 83V84H134ZM142 83V84H141ZM212 83L214 84V85H212ZM241 83V84H240ZM69 84V85H68ZM154 84V85H153ZM217 84H218V86L219 85H221V86H217ZM224 84V85H223ZM137 85H139V86H137ZM185 85H187V84H185ZM212 85V86H211ZM230 85V86H229ZM101 86H102V88H101ZM214 86V87H213ZM223 86V87H222ZM63 87V88H62ZM99 87V88H98ZM135 87H137V90L138 91H141L142 89V91L141 92H138V91H136L135 89ZM142 87V88H141ZM185 87V86H184ZM215 87H217V88H215ZM233 89H232V88ZM62 88V89H61ZM179 88V89H178ZM186 88V87H185ZM216 90L215 92H216V94L213 92V90L214 89ZM217 89H218V91L219 92H217ZM222 89V90H221ZM226 89V90H225ZM101 90V91H100ZM172 90V91H173ZM178 90V91H177ZM229 90V91H228ZM171 91V92H172ZM226 91H228V92H232L231 94L230 93H227ZM261 91V92H260ZM220 92H222V93H220ZM214 93V94H213ZM260 93H262V95L260 94ZM180 94H182V95H180ZM218 94V95H217ZM226 94V95H225ZM227 94H229V95H227ZM234 94H235V91H234ZM240 94V93H239ZM239 94H236L237 96H239ZM202 96H203V94H201ZM214 95H216L215 97H214ZM168 96V97H167ZM199 96H200V94H199ZM208 96H210V97H208ZM230 97V98H229ZM256 97V96H255ZM257 97H256V99H257ZM263 97V98H262ZM170 98V97H169ZM230 99V100H229ZM131 100V101H130ZM229 101H232L231 103L229 102ZM127 103V104H126ZM173 103V104H172ZM174 103H177L176 105L174 104ZM125 104H126V107H124L125 106ZM231 104V105H230ZM244 104V103H243ZM258 105H260V106H258ZM160 106V107H159ZM68 107V108H67ZM123 107H124V109H123ZM137 107V108H138ZM173 107H175V108H173ZM210 107H211V104H210ZM230 107V108H229ZM101 108L104 110V111H101ZM106 108H109V110L108 109H106ZM121 108H122V110H121ZM132 108V107H131ZM145 108V109H144ZM147 108V109H146ZM153 108V109H152ZM155 108V109H154ZM156 108H158V109H156ZM178 108V109H177ZM125 109H126V111H128L129 112V114H127L126 113V111H125ZM142 109H144V111L146 112H148V114H147V112L145 113ZM122 112H121V111ZM135 110V111H134ZM140 110H138V111H140ZM153 110H155V112L156 113H154V111ZM157 110H159V111H157ZM161 110H163V111H161ZM167 110H169V111H167ZM247 110H249V111H247ZM108 111H110V112H108ZM141 111H140V115H141ZM246 111V112H245ZM252 111V112H251ZM73 112V113H72ZM108 112V113H107ZM111 112L113 113L112 115H110L111 114ZM117 112H119V113H117ZM124 112V113H123ZM150 112V113H149ZM159 112V113H158ZM174 112H176V113H174ZM245 112V113H244ZM251 112V113H250ZM136 113V115L133 117V115ZM151 113H152V115H151ZM157 113H158V115H157ZM249 115H248V114ZM69 114V115H68ZM117 114V115H116ZM124 116L125 114L128 116V118H127V116H125V117H123L124 119H126L127 121H125L124 123L122 122L123 121V119L122 118H120L121 120H120V122H119V120H116V119H119V117H121L122 115ZM146 114H147V116H146ZM150 114V115H149ZM170 114V115H169ZM175 114L177 115V116H175ZM223 114H225V115H223V118H221L222 120L224 119V117H225V119H224V121H222V120H220L219 118L220 117H222V115ZM67 115V116H66ZM121 115V116H120ZM129 115H131V116H129ZM153 115H157L156 116V118L155 117H153ZM228 115V116H227ZM113 116L115 117V116H117V118H115V119H113ZM119 116V117H118ZM148 116H150V117H148ZM170 116V117H169ZM220 116V117H219ZM251 116V117H250ZM252 116H254V117H252ZM81 117H82V119H81ZM110 117V118H109ZM131 117V118H130ZM148 117V118H147ZM179 117V118H178ZM218 117V119L220 120V122L222 123V125L224 124V122L226 123V124H224V126H221V123L219 124V120L217 119L216 120V118ZM73 118V119H72ZM109 118V119H108ZM112 118V119H111ZM258 119V120H255V119ZM161 119V118H160ZM226 119H228V120H226ZM231 121H230V120ZM252 119H254V120H252ZM62 120H64V121H62ZM68 120V121H67ZM106 120V121H105ZM108 120H110V121H108ZM130 120H133V121H130ZM176 120V121H175ZM226 120V121H225ZM228 121H229V123H228ZM244 121V122H243ZM257 121V122H256ZM62 122V123H64V124H60V123ZM218 122V123H217ZM246 122V123H245ZM255 122H256V125H255ZM105 123V124H104ZM108 123H110L111 124V126L109 127V125L110 124H108ZM113 123H115V124H113ZM228 123V124H227ZM233 123V124H232ZM239 123V124H238ZM240 123H242V124H244L243 126H241L242 124H240ZM135 126H133V125ZM148 124L145 126V128H143L142 129V134H145L144 136H148V138H151L152 139V136L149 134V132L150 131H148V130H151L149 127H148ZM254 124V125H253ZM59 125H60V127H59ZM63 125V126H62ZM120 125H122L123 127H121ZM229 125H231V126H229ZM239 125H240V127H239ZM61 126H62V128H61ZM101 126V127H100ZM114 126V127H113ZM127 126V127H128ZM222 128H221V127ZM248 126V127H247ZM256 126V127H255ZM116 127V128H115ZM128 127V128H129ZM183 127V128H182ZM224 127V128H223ZM225 127H226V130L224 131V129H225ZM242 127H246V128H248V129H244V128H242ZM258 127V130H260V132L258 133H256V130H254V129H256ZM79 128V129H78ZM126 129V130H129V129ZM239 128V129H238ZM114 129H115V131H114ZM134 129H132L134 132H136ZM146 129V130H145ZM236 129L238 130V131H236ZM241 129H244V130H241ZM252 129V130H251ZM106 130V129H105ZM123 131L122 133L120 132V131ZM227 130V131H228ZM249 130H251L250 132L251 133H253V135L249 132ZM257 130V131H258ZM133 131H132V134H134L133 133ZM233 131H234V133L235 132H239L240 131V135H237V133L236 134H234L233 133ZM245 131H247V132H245ZM129 133H131V131H128ZM185 132H187V130L186 131H184V134H185V136H184V140H183V149H185V152H184V150H182L183 152H181V154H179V155H177L176 157H177V159H176V157H175V159H171V161H172V163L174 164H176V162H174L175 160H177V164H179V166L181 165V164H184L181 160H184V158L186 159V160H184L185 162H187V160H190L191 159V156H192V154H190L191 152H190V147H189V142H190V135L189 134H187V133H185ZM242 132V133H241ZM249 132V135L247 134ZM263 132V133H262ZM87 133H89V134H87ZM182 133H183V131H182ZM100 134V135H99ZM257 134H259V137L261 136V134L263 135V138L262 137H255V136H258ZM86 135H88L87 137H85ZM118 135V134H117ZM246 135V138L244 137ZM249 137H248V136ZM131 136V135H130ZM238 136V137H237ZM233 137V138H232ZM252 137H254V138H256V139H254V138H252ZM94 138V139H93ZM250 138V139H249ZM91 139V140H90ZM246 139L249 141L248 143H247V141H246ZM259 139H260V141H259ZM263 139V141H261ZM87 140V141H86ZM90 140V141H89ZM93 140V141H92ZM118 140L121 142H118ZM137 140H138V143H139V139L137 138ZM241 140H243V141H241ZM246 142H245V141ZM92 141V142H91ZM255 141H257V142H255ZM107 142H109L108 144H107ZM245 142V143H244ZM252 143V145H254L253 147H252V145H251V143ZM250 143V144H249ZM258 143V144H257ZM93 144H94V142H93ZM92 144V145H93ZM234 144V145H235ZM247 144V145H246ZM257 144V145H256ZM262 146H261V145ZM113 147H112V146ZM119 145V146H118ZM128 145V146H127ZM260 145V146H259ZM243 146H241V147H243ZM257 146V148H256V150H258V147L260 148V150H258V153H257V151H255V147ZM116 147V148H115ZM120 147H121V149H120ZM235 147V146H234ZM243 147V148H244ZM94 148H96V146H94ZM123 149H126L125 151L123 150ZM133 149V150H132ZM235 151H234V150ZM231 151V153H230V151H228L229 153H230V155H229V153L227 152L226 154H228V155H224V156H227L226 157V159L228 160L229 158L231 159L232 158V156H233V158L230 160H228V162H227V160L226 161H224L225 159V157L223 158V163H220V164H222L223 165V167L219 164V166H221L220 167V169L221 168H223L224 170H223V173H221L222 172V169L220 170V169H218L217 170V168L215 167V166H218L217 165V163L215 162V164H211L212 166L213 165H215L214 166V168H216V169H214L213 167H211V166H209L210 165V163L208 162V161H206V162H203L202 163V165H200V168H201V174L203 173V174H205V177L207 178V180H206V178L204 177V179L207 181V182H209L210 184H211V182L213 181L212 179H215V184H217L216 182L217 181H219L218 182V186L217 185H215V187L217 186L218 188H220V187H222V185L224 186L225 184H226V186L230 183V178L229 177H231L232 176V178H231V180H232V184L233 183H237V182H239V181H237V179L239 178V179H241V177L242 178H244L245 176H246V171L244 170V167H243V165L245 164V163H243V160L245 159L244 158V156H242L241 154H240V151L242 150V148L239 150V149H237L236 150V148H233ZM95 150V151H94ZM94 151V152H93ZM118 153H117V152ZM128 151V152H129ZM234 151V152H233ZM239 151V152H238ZM98 152L100 153V154H102V155H100V154H98ZM109 152H113V153H109ZM236 152V153H235ZM257 153L256 155H255V153ZM262 154H261V153ZM118 155H116V154ZM189 153V154H188ZM241 153H242V151H241ZM186 154V155H185ZM231 154H233V155H231ZM236 154V155H235ZM237 154H240L241 156H240V158H241V160H239V156H237ZM261 154V155H260ZM104 155H105V157H104ZM112 155H114L113 157H112ZM120 155V156H119ZM132 155V154H131ZM185 155V156H184ZM189 155V156H188ZM191 155V156H190ZM100 156H103L102 158L100 157ZM178 156H179V158L180 159H178ZM187 156V157H186ZM237 156V157H236ZM257 156H260L259 158H257ZM112 157V158H111ZM115 157H118V158H115ZM183 159H182V158ZM249 157V156H248ZM97 158H98V160H97ZM237 158V159H236ZM117 159V160H116ZM103 160V161H102ZM232 160H234V161H232ZM236 160H238V161H236ZM241 161V162H240ZM101 162V163H100ZM107 162V163H106ZM225 162H227V163H225ZM230 162V163H229ZM232 162V163H231ZM236 162H238V164L237 165H239V163H240V165H241V167H243V169L241 168V167H239V166H237L236 165ZM245 162V161H244ZM258 162H259V164H258ZM103 163H104V165H103ZM106 163V164H105ZM225 163V164H224ZM235 163V164H234ZM263 164L262 166H261V164ZM227 164H230V165H227ZM105 167H103V166ZM186 165V168H185V166L184 165H182V166H184V167H182V166H180L179 168L181 169V170H184V169H182V168H185V170H186V173L188 172L189 174L191 173L192 175H191V177L193 178V180L194 181H196V180H198V171L196 170V163L195 162H188L187 164H185ZM227 165V166H226ZM234 167H237V168H231L232 166ZM218 166V167H219ZM230 166V167H229ZM80 167H82L81 166V163H78L77 164V168H76V170H77V172H80L81 170V168ZM132 168H129V167H127L128 168V171H132V173H136L133 169H134V167H136V166H131ZM182 167V168H181ZM225 167V168H224ZM211 168V169H210ZM228 168H230L231 170H233V171H231L230 169H228ZM239 168H241L240 170H239ZM256 168V169H255ZM102 169V170H101ZM136 170H137V168H135ZM205 171V173H204V171ZM226 169V170H225ZM238 169V170H237ZM228 170H230V171H228ZM236 170H237V172H236ZM244 170V173L242 174V171ZM257 170V171H256ZM99 171V172H98ZM102 171L104 172L103 174H102ZM200 171V170H199ZM214 172V174H213V172ZM221 171V172H220ZM224 171H226V173L224 172ZM238 171H241V176H240V174L238 173ZM208 172H210V174H208ZM220 172V173H219ZM230 172V173H229ZM233 172V173H232ZM235 172V173H234ZM258 172V173H257ZM261 172H262V170H261ZM81 173V172H80ZM187 173V174H188ZM195 173H197V174H195ZM225 173V174H224ZM102 174V175H101ZM195 174V175H194ZM200 174V175H201ZM202 174V175H203ZM208 174V175H207ZM213 174V175H212ZM217 174V175H216ZM218 174H221V175H218ZM222 174H224V175H227V177L226 178H228L226 181V183H225V181L224 180H222L221 181V179L222 178H224V177H222ZM234 176H233V175ZM236 174H239L238 175V177H237V175ZM118 174H116V175H114V177L115 178H119L118 176H117ZM216 175V176H215ZM235 175H236V177H237V179H236V177H235ZM259 175V174H258ZM213 176H215V177H217L218 179H216L215 177H213ZM221 176V179H219V177ZM240 176V177H239ZM114 177H113V179H114ZM209 177L211 178V180L209 179ZM233 177H235V178H233ZM210 181H209V180ZM225 179V178H224ZM233 179H235V180H233ZM221 181V182H220ZM229 182V183H228ZM108 183V182H107ZM224 183V184H223ZM219 184H221V185H219ZM264 185V184H263ZM263 185L262 186H260V189H261V187H262V189H261V191L262 192H264L263 191ZM226 186L225 187H223V189H225L226 188ZM229 187L231 186V184H229L228 185ZM218 188H216V190L217 191H215V193H214V196H218V194H222V193H225L224 191L222 192L221 191V189L219 190ZM222 189V190H223ZM259 189V190H260ZM91 190H93V191H95V189L92 187L91 188ZM219 190V191H218ZM227 190V191H226ZM225 191L226 192H231V190L230 189H226ZM221 192V193H220ZM229 192V196H230V193ZM216 193H218L217 195H216ZM259 193H260V191H259ZM226 194H228V193H226ZM256 194L257 195H262L261 196V198L258 196L257 197V195H256V199H253V200H257V201H260V204H262V205H264V202L262 203V199H263V197H264V194L263 193H260V194H258V192H256ZM58 195V194H57ZM181 195V194H180ZM232 195L233 196H236V195H234V193L232 192ZM232 195L230 196V198H232ZM180 198L181 197H183V199H182V203L184 202V203H186L184 200H187L184 196H179ZM234 198V197H233ZM236 199V198H235ZM219 199H217V202L218 203H220L219 205L221 206V207H219L220 208V211H219V215H221L222 213H221V209H222V212H224L225 210L227 211H225L224 213H223V215L225 216V217H222V216H218L217 215V217L216 218H213V220H215V221H217V222H219V223H216L215 224V222H213L212 223V219H210L211 218V216H213V215H211L213 212H211V211H209V215H207L208 217H207V219L206 220H204L205 221V223H204V221H203V224H199V229H200V231H202V232H198L197 234H198V240H200V241H197V242H199V243H203V244H205V242H204V240L206 241L207 239H208V242H207V246L209 245L208 243H209V238H207L208 236L207 235H209V232H210V230H211V228L213 229L214 228V230L216 229V232L217 231H219L218 233H217V236H218V244H217V242H212L210 245H211V248H214L213 246H212V244L214 245V246H220L219 248L218 247H216L217 249H215L214 248V250H216L215 252L217 253V256H215L214 254H216L215 252H214V250L212 251V249L209 247L208 249H207V247L205 246V245H201V244H199L200 245V247L201 248H199V247H197V248H194L193 247V240H196L197 239V237H196V235H195V237L196 238H194V237H191V236H193V235H191V234H187V235H182V233H179L178 231H176L177 233H179V234H176L173 230H172V228L173 227H178L179 226V223L181 224L182 223V221L184 222V223H186V224H189V221L190 220H192V222H193V220H197L196 219V214H194L193 215V213L191 212V213H180L178 210H176V209H174V202H172L171 200H168V201H166L165 202V205H166V207H167V209H168V211L170 212V214H172V217H173V215H176V216H174V217H176V218H174L173 217V219L175 220L174 222H175V224H173V226H172V224H171V221H170V219L168 220L167 218H168V216H166L167 214H165L164 212H162V211H160L159 212V214H157V216L154 218L153 217V219L148 223V221L146 222V220H148V219H146L147 217L140 211V210H131V213L129 212V213H127V220H125L121 225H119L120 227H122V229L119 227V226H114V227H110V228H108L107 230H106V232H105V234H107V235H104L103 237L106 239V242H107V246L108 247H106V255H103V257H104V264H106V258L105 257H107V258H109L110 259V263H108V264H113L114 262L113 261H115V263L114 264H118L116 261H117V259H119V257H123L122 259H123V261H124V263H126V264H132L133 262L132 261H136L135 262V264H147L145 261H144V257L145 256H147V255H150L151 253H153V251L154 250H156L157 248H161V245H162V243H169L170 241H172V240H174L175 238L177 239V242L178 243H180V244H183V245H188L189 247H190V249L193 251L192 253H193V258H197V260H198V263H196V261H194V260H190L189 261V263L190 264H213V263H215L214 261H213V258L215 257V258H218L219 259V262H221V264H264V258H263V256H264V222H263V220H259V223H258V220L256 221H254V222H252V226L250 225V223H251V221L249 220H247L246 218H243V216L244 215H246L245 213L246 212H244L243 210H244V208H243V210L239 207V205H243V200H240V199H237L238 201H240V203H239V205L237 204L238 203V201L236 202V201H232L231 203H234V205H232V204H230V203H224V205H226V207L224 206V205H222L223 203H221L222 201L221 200H219ZM231 200H233V199H231ZM252 200V202H254ZM264 200V199H263ZM236 202V203H235ZM242 203V204H241ZM232 205V206H228V205ZM235 204H237V205H235ZM218 205V206H219ZM230 208H228V207ZM234 206V207H233ZM235 206L237 207H239V212H238V214H236V213H234V211H236V208H235ZM223 207V208H222ZM224 207H225V209H224ZM238 207H237V209H238ZM175 208H176V206H175ZM231 210V209H233L232 211H233V213L230 211V213L233 215H231L230 213H229V210ZM234 208H235V210H234ZM198 209V208H197ZM240 209H241V211H240ZM176 211L177 213H180V215H178V214H174V212L173 211ZM138 213H137V212ZM194 211V210H193ZM142 213V214H139V213ZM211 212V213H210ZM240 212H242L241 213V217H242V219L240 220V223H238L239 221L237 220V218L239 219V214H240ZM221 213V214H220ZM193 216H192V215ZM230 214V215H229ZM244 214V215H243ZM130 215V216H129ZM181 215L183 216V217H181ZM237 217H235V216ZM178 216H179V218H178ZM209 216H210V218H209ZM235 217V218H230V217ZM146 217V218H145ZM181 217V218H180ZM229 219H228V218ZM245 217V216H244ZM182 218H184V219H182ZM187 220H186V219ZM189 218H191V219H189ZM223 218V219H222ZM226 218L228 219V221L229 220H232V221H227L226 220ZM144 219H145V221H144ZM225 219V220H224ZM238 221L237 223H236V220ZM245 220V223H243V221ZM212 220V221H211ZM219 220V221H218ZM224 220V221H223ZM235 220V221H234ZM173 221V220H172ZM186 221H188V222H186ZM226 221V222H225ZM249 222L248 224L249 225H247V222ZM140 222H142L143 224H141ZM170 222V223H169ZM174 222H172V223H174ZM209 222H210V224H209ZM232 222H234V224L235 225H237V227L235 228V225L232 223ZM261 222V223H260ZM191 223V222H190ZM195 223V222H194ZM256 223V224H255ZM128 226H130V227H128ZM170 224V225H169ZM185 224V225H186ZM213 224V226L211 227V225ZM221 224V225H220ZM233 226H231V225ZM263 226H262V225ZM206 225H209V226H207L208 227V229H209V231H207L205 228H206ZM230 225V226H229ZM240 225H244V226H242V227H240ZM127 226V227H126ZM216 226V227H215ZM218 226V227H217ZM227 226H229V227H227ZM247 226V227H246ZM251 226V227H250ZM255 226V227H254ZM172 227V228H171ZM188 227H190V225L188 226ZM202 227V228H201ZM227 227V228H226ZM232 227V228H231ZM240 227V228H239ZM244 227V228H243ZM246 227V228H245ZM250 227V228H249ZM156 228V229H155ZM171 228V229H170ZM229 228V229H228ZM237 228H239L238 230H237ZM257 229V230H255V229ZM159 229V230H158ZM170 229V230H169ZM190 229H192L191 227H190ZM235 229H236V231H235ZM241 229H244L245 231H243V230H241ZM253 230L251 233H252V236H251V238L250 237H248V235H247V233H249L250 231L249 230ZM125 230V231H124ZM222 230H223V232H222ZM227 230V231H226ZM229 230V231H228ZM232 230H233V232L235 231V233H236V235H235V237H236V240L238 239L237 238V235L239 234V232H240V235H241V233L243 232V233H245L247 236H241V237H239V240H234V235L232 234ZM247 230H248V232H247ZM128 231V232H127ZM170 231V232H169ZM173 231V232H172ZM203 231H207L208 232V234H206L205 232V235H203ZM242 231V232H241ZM127 232V233H126ZM160 232V233H159ZM175 233V235H173L172 233ZM169 233H171V234H169ZM220 233V234H219ZM223 233V234H222ZM227 233V234H226ZM117 234V235H116ZM118 234H120V235H122V241H123V243H125L124 244V246H123V248H121V247H119V245L116 243L117 241H114V240H116L117 239V236H118ZM170 235V237H169V235ZM109 235H112V237L111 236H109ZM181 235V236H180ZM189 235H191V236H189ZM222 237H221V236ZM233 236L232 238L230 237V236ZM257 235V236H256ZM110 238H109V237ZM172 236V237H171ZM177 236V237H176ZM186 238H185V237ZM159 239H158V238ZM203 237V238H202ZM207 239H206V238ZM246 237H248V239L246 238ZM256 239H255V238ZM90 237L89 236H86L85 234L83 235V236H70V235H63L62 236V243H61V247H59V246H57V253H56V256H57V264H79L80 263V261H81V257H82V255H84V253H85V245H86V243L90 240L89 239ZM135 240H134V239ZM157 238V239H156ZM172 238H174V239H172ZM194 238V239H193ZM205 238V239H204ZM244 238H246V239H244ZM254 238V239H253ZM107 239H108V241H107ZM114 239V240H113ZM189 239H190V241H189ZM191 239H193V240H191ZM243 239V241L245 240L246 242H248L247 244H246V242L244 241V243L242 242V244H241V240ZM251 239V240H250ZM110 240H112V241H110ZM181 240V241H180ZM184 240V241H183ZM186 240H187V242H186ZM250 240V241H249ZM235 241V242H234ZM135 242V243H134ZM192 242V243H191ZM220 242V243H219ZM240 242V243H239ZM254 242V243H253ZM115 243V244H114ZM214 243H216V244H214ZM223 243V244H222ZM228 243V244H227ZM233 243H235V244H233ZM249 243H251V244H249ZM110 244V245H109ZM240 244V245H239ZM249 245H251L252 246V248H251V246H249ZM254 245V246H253ZM110 246V247H109ZM203 246H204V251H203ZM221 246H222V248H221ZM224 246V247H223ZM232 246V247H231ZM237 246V247H236ZM242 246V247H241ZM245 246V247H244ZM248 246H249V248H250V250H249V248H248ZM111 248V249H110ZM230 248V249H229ZM238 248V249H237ZM242 248H244L243 250H242ZM245 248H248L247 250L245 249ZM108 249V250H107ZM115 249V250H114ZM122 249V250H121ZM199 249V250H198ZM201 249V250H200ZM211 249V250H210ZM236 249H237V251H236ZM112 252L113 250V253H111L110 251ZM118 250V251H117ZM197 250V251H196ZM221 250V251H220ZM115 251H117L116 253H117V255H116V253H115ZM121 253H120V252ZM124 251V252H123ZM131 251V252H130ZM132 251H135V252H132ZM206 251V252H205ZM209 251V252H208ZM245 251V252H244ZM126 252H128V253H126ZM198 252V253H197ZM204 252V253H203ZM214 252V253H213ZM230 254H228V253ZM248 252V253H247ZM202 253L203 254H205V255H202ZM208 253V254H207ZM209 253H211V255L209 254ZM108 254V255H107ZM119 254V255H118ZM154 254V253H153ZM155 254H158V253H155ZM199 254V255H198ZM228 254V255H227ZM241 254V255H240ZM251 254V255H250ZM110 255V256H109ZM224 255V256H223ZM246 255V256H245ZM261 255V256H260ZM50 256V255H49ZM128 256V257H127ZM143 256V257H142ZM208 256V258H205V257H207ZM214 256V257H213ZM232 256H234V257H232ZM252 256V257H251ZM209 257H211V259L209 258ZM245 257H247V259H248V261H247V259L244 261L243 259ZM126 258V259H125ZM128 258V259H127ZM129 258H131L130 260H131V262H130V260H129ZM214 258V259H215ZM240 258V259H239ZM208 259V260H207ZM228 259V260H227ZM241 259H242V262H241ZM260 259V260H259ZM128 260V261H127ZM229 260H231L230 262H229ZM233 260H236L235 262L233 261ZM138 261H139V263H138ZM233 261V262H232ZM238 261V262H237ZM240 261V262H239ZM140 262H143V263H140ZM218 262V261H217ZM263 262V263H262ZM123 263V264H124ZM43 264H51V258H49L48 259V261L46 262V263H43ZM103 264V263H102ZM215 264H218V263H215Z\"/></svg>",
    "mask_w": 264,
    "mask_h": 264
}]
</instances>
